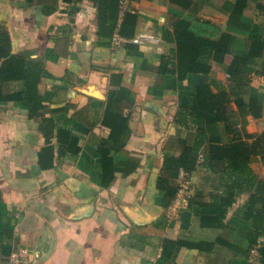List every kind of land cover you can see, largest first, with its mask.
Instances as JSON below:
<instances>
[{"label":"crops","instance_id":"1","mask_svg":"<svg viewBox=\"0 0 264 264\" xmlns=\"http://www.w3.org/2000/svg\"><path fill=\"white\" fill-rule=\"evenodd\" d=\"M234 2L0 0V258L23 248L28 264H248L264 232L262 156L208 158L211 141L264 132V44L242 80L227 72L264 38V0L230 24ZM181 25L228 34L229 51L179 79ZM205 76L229 99L212 129L189 111Z\"/></svg>","mask_w":264,"mask_h":264},{"label":"trees","instance_id":"2","mask_svg":"<svg viewBox=\"0 0 264 264\" xmlns=\"http://www.w3.org/2000/svg\"><path fill=\"white\" fill-rule=\"evenodd\" d=\"M247 3V0H235L234 6L228 14V22L230 24L236 22L242 15L243 9ZM126 16L132 17L126 13ZM176 31L177 34V77L183 78L189 71L200 70L203 73L208 71V60L214 58L220 59L223 53L229 51L230 38L228 34H221L217 40H211L209 38H201L193 35L192 32L186 30V25H181ZM121 35H127L125 27L121 25L119 28ZM264 44V38L261 40H253L251 42L248 52L243 54H236L233 56L230 66L227 68V72L232 79L242 80L240 74V67L246 65L254 56L261 54L262 45ZM202 50H205V54H201ZM226 92L212 93L207 86V77L202 80L194 91V104L193 108L189 110L194 112L196 116H203L205 118L206 128H214L216 121L221 119V114L224 108V103L228 102ZM235 102L237 107L242 110L243 105L235 96ZM255 103L250 101L247 106V111L253 112L255 115H259L260 108L254 109ZM222 119H225L222 118ZM218 141V140H217ZM218 142L211 141V145L208 147V158L212 161H225L226 164H247L249 156L254 153H260L264 162V132L255 136L251 144L235 138L232 142L217 144ZM101 153V159L103 163L106 160V153ZM189 148L183 147V150L175 161V164L182 165L187 164L186 160L189 155ZM187 158V159H186ZM264 249V247H263Z\"/></svg>","mask_w":264,"mask_h":264},{"label":"built area","instance_id":"3","mask_svg":"<svg viewBox=\"0 0 264 264\" xmlns=\"http://www.w3.org/2000/svg\"><path fill=\"white\" fill-rule=\"evenodd\" d=\"M177 192L181 196H189L192 193L190 187L188 174L180 171L178 176ZM264 247V232L260 234L258 239L250 246L247 262L248 264H261L262 262V248ZM0 264H28L23 248H17L8 253L4 258H0Z\"/></svg>","mask_w":264,"mask_h":264}]
</instances>
